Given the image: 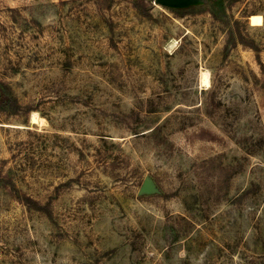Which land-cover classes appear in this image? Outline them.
<instances>
[{
    "label": "rangeland",
    "instance_id": "374dc122",
    "mask_svg": "<svg viewBox=\"0 0 264 264\" xmlns=\"http://www.w3.org/2000/svg\"><path fill=\"white\" fill-rule=\"evenodd\" d=\"M138 2L0 0V264H264V0Z\"/></svg>",
    "mask_w": 264,
    "mask_h": 264
},
{
    "label": "trees",
    "instance_id": "16d2710c",
    "mask_svg": "<svg viewBox=\"0 0 264 264\" xmlns=\"http://www.w3.org/2000/svg\"><path fill=\"white\" fill-rule=\"evenodd\" d=\"M144 1L145 0H139V2L136 4V9L141 15L146 16L147 15V12H146L147 5L145 4ZM144 9H145V12H144ZM10 103H13L16 106L15 99L11 98ZM25 204H27L28 206L34 207L37 210L45 211L43 208H40V206L37 204H35L36 206H32L33 204L30 198H25Z\"/></svg>",
    "mask_w": 264,
    "mask_h": 264
},
{
    "label": "water",
    "instance_id": "95a60500",
    "mask_svg": "<svg viewBox=\"0 0 264 264\" xmlns=\"http://www.w3.org/2000/svg\"><path fill=\"white\" fill-rule=\"evenodd\" d=\"M158 3L168 4V5H176L181 2V0H156ZM141 190L144 192H151L153 190L152 185L147 181H143L141 184Z\"/></svg>",
    "mask_w": 264,
    "mask_h": 264
},
{
    "label": "bare ground",
    "instance_id": "6f19581e",
    "mask_svg": "<svg viewBox=\"0 0 264 264\" xmlns=\"http://www.w3.org/2000/svg\"><path fill=\"white\" fill-rule=\"evenodd\" d=\"M172 47V46H171ZM202 82L204 85H207L208 84V78H207V73H203V76H202ZM33 115V114H32ZM32 117V121L35 122L36 120V117L33 115L31 116Z\"/></svg>",
    "mask_w": 264,
    "mask_h": 264
}]
</instances>
